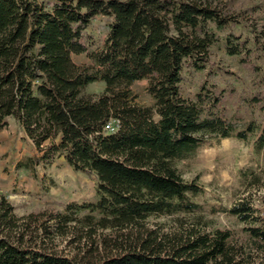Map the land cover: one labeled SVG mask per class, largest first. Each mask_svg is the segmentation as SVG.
<instances>
[{
  "label": "trees",
  "instance_id": "trees-1",
  "mask_svg": "<svg viewBox=\"0 0 264 264\" xmlns=\"http://www.w3.org/2000/svg\"><path fill=\"white\" fill-rule=\"evenodd\" d=\"M97 16L109 23L101 47L90 52L85 33ZM233 21L215 0H0V129L14 119L40 154L19 165L62 157L96 180L95 201L60 211L17 215L0 192V264L246 261L227 231L188 218L198 209L190 196L201 188L177 167L209 139L244 141L257 130L252 123L237 130L213 112L221 94H204L203 86L192 99L180 92L182 69L208 63L215 41L209 25ZM225 49L249 52L231 36ZM80 53L91 66L73 62ZM142 79L152 105L138 103L130 89ZM97 81L100 93H84ZM228 212L249 225L264 254V222L249 203ZM160 217L172 223H149Z\"/></svg>",
  "mask_w": 264,
  "mask_h": 264
},
{
  "label": "rangeland",
  "instance_id": "rangeland-1",
  "mask_svg": "<svg viewBox=\"0 0 264 264\" xmlns=\"http://www.w3.org/2000/svg\"><path fill=\"white\" fill-rule=\"evenodd\" d=\"M215 4L234 21L222 29L209 25L215 41L209 48L208 63L202 70L182 69L180 92L192 99L203 86L204 94H221L222 101L213 112L237 130L248 123L257 130L244 141L235 137L209 139L177 167L185 181H194L201 188L200 193L190 196L198 209L188 218L199 217L210 229L227 231L228 243L243 251V264H264V254L246 231L249 225L228 212L233 204L246 201L264 222V141L258 139L264 132V0H215ZM108 23L109 18L97 16L86 29L90 52L101 47ZM226 36L234 42L244 41L249 52L228 55ZM246 57L248 62H242ZM72 60L78 66L92 65L86 53L74 54ZM103 87L97 81L83 91L100 93ZM146 87L147 81L142 79L130 89L138 103L152 105ZM39 155L16 121L7 118V125L0 129V192L14 205L17 215L60 211L71 202L95 201V177L75 172L62 157L28 169L19 165ZM149 223L169 225L172 218H151Z\"/></svg>",
  "mask_w": 264,
  "mask_h": 264
},
{
  "label": "built area",
  "instance_id": "built-area-1",
  "mask_svg": "<svg viewBox=\"0 0 264 264\" xmlns=\"http://www.w3.org/2000/svg\"><path fill=\"white\" fill-rule=\"evenodd\" d=\"M109 130H112V128H109Z\"/></svg>",
  "mask_w": 264,
  "mask_h": 264
}]
</instances>
